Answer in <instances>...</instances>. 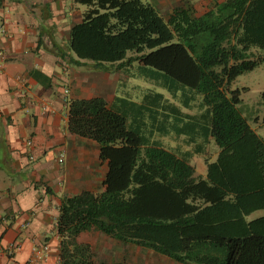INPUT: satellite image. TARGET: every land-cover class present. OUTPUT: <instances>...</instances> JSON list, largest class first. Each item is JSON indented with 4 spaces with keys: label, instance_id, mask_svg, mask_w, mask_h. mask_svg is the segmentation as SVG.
I'll return each instance as SVG.
<instances>
[{
    "label": "trees",
    "instance_id": "obj_1",
    "mask_svg": "<svg viewBox=\"0 0 264 264\" xmlns=\"http://www.w3.org/2000/svg\"><path fill=\"white\" fill-rule=\"evenodd\" d=\"M75 2L86 7L70 32L76 66H114L179 105L145 93L147 130L145 120H127V110L102 98L68 103V132L95 142L107 171L101 193L62 200L58 264H95L90 246L78 241L90 231L176 264H264V216L246 221L264 211V139L230 90L238 76L264 65V0H213L200 16L178 8L166 17L143 0ZM155 132L183 136L193 155L213 142L218 153L205 161V177L196 175L191 152L162 147Z\"/></svg>",
    "mask_w": 264,
    "mask_h": 264
},
{
    "label": "crops",
    "instance_id": "obj_2",
    "mask_svg": "<svg viewBox=\"0 0 264 264\" xmlns=\"http://www.w3.org/2000/svg\"><path fill=\"white\" fill-rule=\"evenodd\" d=\"M143 2L163 17L178 8L200 16L213 6V0ZM85 10L75 0H0V264H27L43 245V264H58L62 200L104 190L107 166L98 146L67 130L70 101L99 97L112 110H127V120H145V93L131 96L126 72L73 63L70 32ZM10 245L16 251L8 256Z\"/></svg>",
    "mask_w": 264,
    "mask_h": 264
},
{
    "label": "rangeland",
    "instance_id": "obj_3",
    "mask_svg": "<svg viewBox=\"0 0 264 264\" xmlns=\"http://www.w3.org/2000/svg\"><path fill=\"white\" fill-rule=\"evenodd\" d=\"M136 65H134L135 67ZM131 73L137 74V71L132 69ZM127 80L128 90L131 96L136 94L139 96L148 91H155L156 93L163 94L164 98L176 105L177 101L173 100L166 90L155 87L149 82L144 80H137L130 77L129 74L124 76ZM123 77V78H124ZM231 91L239 92L240 103L237 106L242 116L246 119L249 127L261 138L264 139V65L256 67L253 71L244 73L238 76L230 85ZM182 112L195 115L196 109L185 110ZM151 121L145 115V127L151 129ZM153 140L158 142L162 147L178 153L181 156L183 152H193L194 145L186 144L183 136H167L161 137L156 132L154 133ZM218 148L215 144L209 143L203 155H193L190 160L191 165L194 166L196 175L205 177L206 165L205 161L213 162L216 159ZM264 211H255L246 217V221H252L257 218L263 217ZM79 242L87 243L94 248L93 258L95 264L108 263L113 264L119 260H125L128 264H176L165 257L154 254L151 251L133 247L130 245H122L116 241L100 234L97 231L85 232L80 235ZM97 256V257H95Z\"/></svg>",
    "mask_w": 264,
    "mask_h": 264
},
{
    "label": "built area",
    "instance_id": "obj_4",
    "mask_svg": "<svg viewBox=\"0 0 264 264\" xmlns=\"http://www.w3.org/2000/svg\"><path fill=\"white\" fill-rule=\"evenodd\" d=\"M3 32L2 29H0V33ZM58 163H61L63 161L62 156H59L57 159ZM47 246L43 245L39 249H35L33 251V256L31 260L28 261L27 264H43L47 259ZM16 251V247L14 245H10L6 248L5 252L8 256H11Z\"/></svg>",
    "mask_w": 264,
    "mask_h": 264
}]
</instances>
